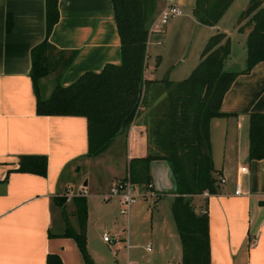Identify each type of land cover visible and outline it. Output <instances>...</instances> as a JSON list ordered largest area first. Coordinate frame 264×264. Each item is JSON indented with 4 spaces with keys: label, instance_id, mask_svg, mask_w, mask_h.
Returning <instances> with one entry per match:
<instances>
[{
    "label": "crops",
    "instance_id": "crops-1",
    "mask_svg": "<svg viewBox=\"0 0 264 264\" xmlns=\"http://www.w3.org/2000/svg\"><path fill=\"white\" fill-rule=\"evenodd\" d=\"M164 1L157 0V8ZM178 1L183 13L174 16L176 20L167 21L160 30L149 29L144 76L175 80L173 72L180 74L183 69L182 64L176 67L175 59L185 63L189 51L186 56L177 52L178 57L165 68L160 65L163 56L157 47L154 59H148V44L161 42L170 30L187 32L196 42L188 73L211 33L221 30L229 34L231 51L223 66L239 72L221 102V109L231 114L210 121L211 156L218 184L217 191L207 195L210 264H264V156H248L249 113L264 112V59L248 72H240L246 65L247 29L235 28L248 0H233L214 25L194 17L195 0ZM59 10L60 18L50 39L61 48L76 50L61 74L62 85L85 70L97 71L106 62L120 61L111 0H59ZM45 36L46 0H0V264H46L49 252H58L63 264H85L75 239L63 234L67 225L74 229L78 226L73 196L78 195L80 187L87 204L86 245L95 264H182L181 243L170 209L173 180L165 160L151 162V182L159 192L152 203L139 200L122 212L119 196L108 195L112 182L125 173L131 156L154 150L146 130L162 93L156 96L150 91V103L140 107L128 128L120 131L126 148L123 168L108 163L101 185L90 176L76 179L83 162L109 159L108 153L100 155L109 145L89 156L84 115L37 112L30 74L31 50ZM49 75L47 82L48 76L40 80L43 96H49L53 88L54 77ZM24 153L46 154L47 174L16 170ZM242 165L246 170H239ZM237 184L238 193L234 191ZM164 194L171 195L168 202L161 201ZM205 196L203 192L193 196L196 209H200ZM147 218L149 235L143 246L139 241L145 232L141 221ZM104 232L109 233L111 241L103 239ZM140 246L146 257L139 254Z\"/></svg>",
    "mask_w": 264,
    "mask_h": 264
},
{
    "label": "trees",
    "instance_id": "trees-1",
    "mask_svg": "<svg viewBox=\"0 0 264 264\" xmlns=\"http://www.w3.org/2000/svg\"><path fill=\"white\" fill-rule=\"evenodd\" d=\"M233 0H195L192 14L201 23L214 25ZM119 36L120 61L106 62L101 69L85 70L73 81L61 84V74L75 56V49L57 46L50 34L60 18L59 0H46V36L32 47L33 80L40 114H80L87 119V155L102 152L113 138L126 130L150 103V91L162 96L152 108L149 139L154 150L131 156L121 180L146 188L152 180L151 162L165 160L176 188L170 209L181 243L182 264H210L207 195L217 191V178L211 156L210 121L230 112L221 109L222 98L239 71L224 68L231 51V38L225 31L211 33L199 60L188 75L179 80L164 76L153 80L144 76L149 23L157 10V0H111ZM238 31L247 29L246 65L248 72L264 59V0H248L235 23ZM52 74L49 96L41 94V78ZM248 156H264V112L252 111L248 119ZM20 171L46 175L48 156L24 153L19 156ZM208 194L200 209L193 196ZM156 196H159L157 192ZM154 199V201L157 199ZM78 226H66L63 234L72 236L85 264H95L86 245V197L73 196ZM46 264H63L58 252H49Z\"/></svg>",
    "mask_w": 264,
    "mask_h": 264
},
{
    "label": "rangeland",
    "instance_id": "rangeland-1",
    "mask_svg": "<svg viewBox=\"0 0 264 264\" xmlns=\"http://www.w3.org/2000/svg\"><path fill=\"white\" fill-rule=\"evenodd\" d=\"M158 10V8H157ZM157 10L154 12V15L156 14ZM178 17H172L168 20V22L170 23L171 21L176 20ZM162 40V41H161ZM161 42L158 41L157 44L152 43V41L148 44L149 45V57L148 59L150 61H152L154 59V50L157 47V49L160 50L163 59L161 61V67L164 66V68L166 67L165 65H168V63H170L171 61H173L175 59V56L178 57L180 54L182 53L183 56L187 55V52L189 51V54L187 55V59L186 62H180L178 59H175L176 63V67H182L183 69L181 70L180 74H177L176 72H173V74L171 75L172 79L176 77V79H182L183 77H185L186 75H188L187 69H188V65L189 62L191 60V56H192V52L195 49V44L196 42L194 41V38L192 37V35L188 34L187 32H181L180 34H178L177 32H175L174 30H170L168 32H166V34H164L163 37H161ZM181 44V48L179 49V46ZM174 48V49H173ZM171 49L172 52H171ZM165 51H167V53H165ZM177 52H178V56H177ZM148 60V61H149ZM180 65H179V64ZM229 67V66H228ZM50 76V75H49ZM46 77V82L47 80H50V77ZM175 79V80H176ZM54 85V83H53ZM152 91V90H151ZM148 132V129L146 130ZM124 134L123 132H119L114 138L113 140L109 143V146L107 147V149L105 151H103L100 155L105 156L106 153H108L109 157L107 156L106 161H100V162H96L95 159H92V161L90 163H85L83 162L80 167L79 170L76 171L75 173V178L76 179H81V178H85V176H90L91 179L96 180L97 184L101 185L103 183V181H105L106 176H107V170H108V163L113 164L117 169L123 168V164L122 161L125 160V141H124ZM94 158V157H93ZM110 162H107V161ZM140 189H143L141 186H139ZM157 197V196H156ZM159 198V196H158ZM169 198H171V195L169 194H164L161 197V201L165 200V202L169 201ZM143 201L145 200H149L147 201L148 203H152L153 199L152 196H150L149 194L146 196L142 195V194H138L136 196V201ZM135 201V202H136ZM164 202V201H163ZM168 210V207H167ZM149 218L141 221L142 225V229H144V234L140 235V243L143 244V246L146 244L147 242V237L149 235ZM144 249L143 247H139V254H141L143 257H146V255H144L145 252H143ZM147 254V253H146Z\"/></svg>",
    "mask_w": 264,
    "mask_h": 264
},
{
    "label": "built area",
    "instance_id": "built-area-1",
    "mask_svg": "<svg viewBox=\"0 0 264 264\" xmlns=\"http://www.w3.org/2000/svg\"><path fill=\"white\" fill-rule=\"evenodd\" d=\"M183 13V8L181 7V4L178 0H165L164 4L158 8L156 14L153 16L151 20V24L149 29H155L160 30L163 25L172 17L180 15ZM239 170H246V166L242 165L239 167ZM220 180L222 181L223 178L220 177ZM71 190H67L68 193H70ZM236 193L239 192L238 184L236 185V188L234 190ZM82 188H78L76 191L77 194L82 193ZM205 195L208 194V192L205 190L203 191ZM73 194V192H72ZM138 194H149L152 196V199L156 198L157 192L153 189V183L150 181L146 188L140 189L139 186L130 180H121L120 178L115 179L109 189L108 195H117L119 196L120 200V210L122 212H127L129 209V206L136 201V196ZM104 240L111 241V237L109 233L104 232L102 235ZM148 248H150L149 245H147Z\"/></svg>",
    "mask_w": 264,
    "mask_h": 264
},
{
    "label": "water",
    "instance_id": "water-1",
    "mask_svg": "<svg viewBox=\"0 0 264 264\" xmlns=\"http://www.w3.org/2000/svg\"><path fill=\"white\" fill-rule=\"evenodd\" d=\"M168 167H169V165H168ZM169 169H170V167H169ZM170 172H171V169H170ZM171 177H172V180H173V186H172L171 190L173 191L176 188V182H175V179H174V176H173L172 172H171Z\"/></svg>",
    "mask_w": 264,
    "mask_h": 264
}]
</instances>
